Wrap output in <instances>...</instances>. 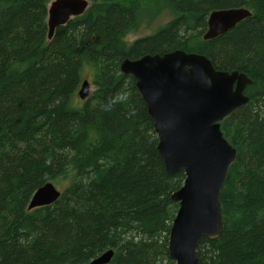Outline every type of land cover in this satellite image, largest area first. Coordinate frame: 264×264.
Segmentation results:
<instances>
[{
  "label": "trees",
  "instance_id": "1",
  "mask_svg": "<svg viewBox=\"0 0 264 264\" xmlns=\"http://www.w3.org/2000/svg\"><path fill=\"white\" fill-rule=\"evenodd\" d=\"M53 0H0V264H174L168 239L184 172L167 171L126 57L202 53L251 79L249 101L221 128L236 149L220 193L223 230L203 238L200 264H264V0H90L48 41ZM251 15L204 40L215 9ZM173 19L129 43L142 11ZM154 16V15H153ZM152 18L151 16H149ZM151 22V21H149ZM88 69L96 90L75 92ZM68 186L29 210L47 182Z\"/></svg>",
  "mask_w": 264,
  "mask_h": 264
},
{
  "label": "water",
  "instance_id": "2",
  "mask_svg": "<svg viewBox=\"0 0 264 264\" xmlns=\"http://www.w3.org/2000/svg\"><path fill=\"white\" fill-rule=\"evenodd\" d=\"M89 4V0H53L48 8V37L56 27L83 14ZM250 15L243 7L213 10L204 38L223 34ZM121 69L135 78L153 120L167 171L184 172L182 185L172 194L178 209L169 232V255L175 264H200L202 239H216L223 230L220 193L236 157L221 121L248 102L244 90L251 79L238 70L217 69L208 56L183 49L126 58ZM89 86L84 80L79 90L81 99H85ZM60 195L49 181L34 193L29 209L49 205ZM113 254L108 250L90 264H107Z\"/></svg>",
  "mask_w": 264,
  "mask_h": 264
},
{
  "label": "rangeland",
  "instance_id": "3",
  "mask_svg": "<svg viewBox=\"0 0 264 264\" xmlns=\"http://www.w3.org/2000/svg\"><path fill=\"white\" fill-rule=\"evenodd\" d=\"M152 10L149 11L147 14L146 11H142L140 15V25L137 31L130 33L128 37H126L127 42L133 43L135 40L146 37L148 35L153 34L158 28H160L163 25H167L172 19L173 15H170L171 13L168 10H163L160 13H151ZM154 15V16H153ZM151 16L152 18H150ZM151 21V22H149ZM83 80H88L90 82V86L88 88V93L86 94L85 99H81L79 95V90L82 87V83L80 84V87L75 92V102L77 104L83 103L86 98L88 99L94 91L96 90L95 84L92 80V73L86 69L83 73ZM56 188L62 193V191L65 189L66 186H68L69 181H55L53 182Z\"/></svg>",
  "mask_w": 264,
  "mask_h": 264
},
{
  "label": "flooded vegetation",
  "instance_id": "4",
  "mask_svg": "<svg viewBox=\"0 0 264 264\" xmlns=\"http://www.w3.org/2000/svg\"><path fill=\"white\" fill-rule=\"evenodd\" d=\"M89 1H90V0H89ZM89 5H90V4H89ZM88 7H89V6H88ZM87 9H88V8H87ZM87 9H86V10H87ZM215 10H216V9H215ZM85 12H86V11H85ZM85 12H84V13H85ZM250 12H251V11H250ZM84 13H83V14H84ZM81 15H82V14H81ZM79 16H80V15H79ZM74 17H78V16H74ZM74 17H73V18H74ZM48 18H49V17H48ZM71 19H72V18H71ZM71 19H70V20H71ZM70 20H69V21H70ZM69 21H68V22H69ZM68 22H67V23H68ZM67 23H66V24H67ZM238 23H239V22H238ZM238 23H237V24H238ZM237 24H236V25H237ZM64 25H65V24H64ZM64 25H60V26H64ZM236 25H235V26H236ZM58 27H59V26H58ZM58 27L55 28L52 37H51V38L48 37V41H51V40H52V38H53L54 35H55L56 29H57ZM233 27H234V26H233ZM233 27H232V28H233ZM207 29H208V23H207ZM207 29H206V31H207ZM229 30H230V29H229ZM206 31H205V32H206ZM227 31H228V30H227ZM227 31H226V32H227ZM226 32H225V33H226ZM48 34H49V26H48ZM204 34H205V33H204ZM204 34H203V39H204V40H211V39H214V38H216V37L222 35V34H220V35H218V36H216V37H214V38L205 39V38H204ZM223 34H224V33H223ZM174 50H176V49H174ZM183 50H184V49H183ZM170 51H173V50H170ZM164 52H169V51H164ZM164 52H161V54L164 53ZM146 54H156V53H144V54H141V55L138 56V57H133V58L126 57V58H129V59H138V58H140V57H142V56H144V55H146ZM201 54H202V53H201ZM204 55H205V54H204ZM206 56H207V55H206ZM126 58H125V59H126ZM209 58H210V57H209ZM210 59H211V58H210ZM123 60H124V59H123ZM123 60H122V62H123ZM122 62H121V64H122ZM212 62H213V61H212ZM213 64H214V63H213ZM214 66H215V65H214ZM215 67H216V66H215ZM216 68H217V67H216ZM217 69H219V68H217ZM221 70H223V69H221ZM224 70H225V69H224ZM234 70H237V69H234ZM121 71H122V69H121ZM238 71H239V70H238ZM122 72H123V71H122ZM239 72H242V71H239ZM123 73H124V72H123ZM247 76H248V75H247ZM248 77H249V76H248ZM134 79H135V78H134ZM249 84H250V83H249ZM249 84H248V85H249ZM248 85H247V86H248ZM247 86H246V88H245V90H244V94H245L246 96H249V95L246 94ZM86 99H87V98H86ZM249 99H250V97H249ZM248 101H249V100H248ZM245 104H246V103H245ZM243 105H244V104H243ZM240 107H241V106H240ZM238 108H239V107H238ZM235 110H236V109H235ZM235 110H234V111H235ZM230 114H231V113H230ZM230 114H229V115H230ZM224 119H225V118H224ZM224 119H223V120H224ZM223 120H222V121H223ZM221 129H222V128H221ZM222 131H223V130H222ZM225 138H226V137H225ZM227 141H228V140H227ZM228 142H229V141H228ZM230 144H231V143H230ZM231 145H232V144H231ZM232 146H233V145H232ZM235 150H236V149H235ZM231 163H232V162H231ZM31 200H32V199H31ZM31 200H30V201H31ZM29 204H30V203H29ZM36 208H37V207H36ZM28 209H29V205H28ZM33 209H34V208H33ZM29 210H31V209H29ZM168 240H169V239H168ZM168 252H169V249H168ZM169 256H170V255H169ZM170 258H171V257H170ZM174 264H175V262H174Z\"/></svg>",
  "mask_w": 264,
  "mask_h": 264
},
{
  "label": "bare ground",
  "instance_id": "5",
  "mask_svg": "<svg viewBox=\"0 0 264 264\" xmlns=\"http://www.w3.org/2000/svg\"><path fill=\"white\" fill-rule=\"evenodd\" d=\"M51 2H52V1H51ZM51 2H50V3H51ZM49 5H50V4H49ZM48 8H49V7H48ZM82 82H83V81H81V83H82ZM79 87H80V86H79ZM221 122H222V121H221Z\"/></svg>",
  "mask_w": 264,
  "mask_h": 264
}]
</instances>
